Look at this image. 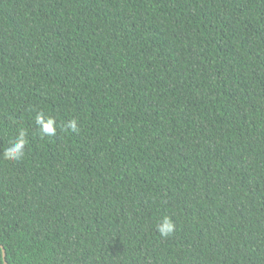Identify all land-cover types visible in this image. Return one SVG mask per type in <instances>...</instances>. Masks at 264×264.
Wrapping results in <instances>:
<instances>
[{
  "label": "trees",
  "instance_id": "16d2710c",
  "mask_svg": "<svg viewBox=\"0 0 264 264\" xmlns=\"http://www.w3.org/2000/svg\"><path fill=\"white\" fill-rule=\"evenodd\" d=\"M3 252L264 264V0H0Z\"/></svg>",
  "mask_w": 264,
  "mask_h": 264
},
{
  "label": "clouds",
  "instance_id": "9594fccd",
  "mask_svg": "<svg viewBox=\"0 0 264 264\" xmlns=\"http://www.w3.org/2000/svg\"><path fill=\"white\" fill-rule=\"evenodd\" d=\"M36 122L42 127V131L46 135H55L56 127L55 121L53 119L47 118V121L45 122V117L43 116V114H40L36 117ZM69 127H71L73 131H77L76 121H71ZM26 143L27 141L24 139V135L22 133L17 137L12 147L3 150L4 157L9 160L21 159L24 155V148L26 146ZM156 228L159 234L162 237L166 238L174 232L175 225L170 218L164 217L163 221L161 223H158Z\"/></svg>",
  "mask_w": 264,
  "mask_h": 264
},
{
  "label": "water",
  "instance_id": "95a60500",
  "mask_svg": "<svg viewBox=\"0 0 264 264\" xmlns=\"http://www.w3.org/2000/svg\"><path fill=\"white\" fill-rule=\"evenodd\" d=\"M3 260H4V264H8L6 259H5V252H3Z\"/></svg>",
  "mask_w": 264,
  "mask_h": 264
},
{
  "label": "rangeland",
  "instance_id": "374dc122",
  "mask_svg": "<svg viewBox=\"0 0 264 264\" xmlns=\"http://www.w3.org/2000/svg\"><path fill=\"white\" fill-rule=\"evenodd\" d=\"M4 261V260H3Z\"/></svg>",
  "mask_w": 264,
  "mask_h": 264
}]
</instances>
